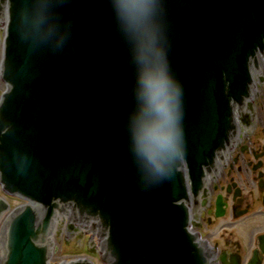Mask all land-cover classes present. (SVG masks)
Here are the masks:
<instances>
[{"label":"water","instance_id":"95a60500","mask_svg":"<svg viewBox=\"0 0 264 264\" xmlns=\"http://www.w3.org/2000/svg\"><path fill=\"white\" fill-rule=\"evenodd\" d=\"M144 2L0 0V185L26 201L0 198V264H50L64 214L105 264H212L188 191L236 134L264 0Z\"/></svg>","mask_w":264,"mask_h":264},{"label":"flooded vegetation","instance_id":"af4514ba","mask_svg":"<svg viewBox=\"0 0 264 264\" xmlns=\"http://www.w3.org/2000/svg\"><path fill=\"white\" fill-rule=\"evenodd\" d=\"M257 63L249 99L236 109L233 140L215 155L201 193L188 191V227L210 249L212 264H264V55Z\"/></svg>","mask_w":264,"mask_h":264},{"label":"rangeland","instance_id":"374dc122","mask_svg":"<svg viewBox=\"0 0 264 264\" xmlns=\"http://www.w3.org/2000/svg\"><path fill=\"white\" fill-rule=\"evenodd\" d=\"M4 22L0 24V61L3 54V36L5 33ZM1 64V63H0ZM264 69V66H263ZM6 89L5 82L0 74V94ZM0 198L8 201L10 209L14 208L22 203L23 200L12 197L4 192L0 186ZM67 223L57 222L53 231L51 239L52 245V258L50 264H59L61 262L76 260L77 258L85 257L90 258L93 264H104L101 260V254H99L98 246L95 244L92 237L85 230L77 229L76 233L66 237L65 230L67 229Z\"/></svg>","mask_w":264,"mask_h":264},{"label":"clouds","instance_id":"9594fccd","mask_svg":"<svg viewBox=\"0 0 264 264\" xmlns=\"http://www.w3.org/2000/svg\"><path fill=\"white\" fill-rule=\"evenodd\" d=\"M143 9V14H147V12L150 10V4L145 0L144 4L141 6ZM120 12L122 15H124V6L120 3Z\"/></svg>","mask_w":264,"mask_h":264},{"label":"bare ground","instance_id":"6f19581e","mask_svg":"<svg viewBox=\"0 0 264 264\" xmlns=\"http://www.w3.org/2000/svg\"><path fill=\"white\" fill-rule=\"evenodd\" d=\"M6 20H7V19H6V17H5V18H4V22H6Z\"/></svg>","mask_w":264,"mask_h":264},{"label":"snow or ice","instance_id":"6c2138e0","mask_svg":"<svg viewBox=\"0 0 264 264\" xmlns=\"http://www.w3.org/2000/svg\"><path fill=\"white\" fill-rule=\"evenodd\" d=\"M124 7H126V5H124L123 3H121Z\"/></svg>","mask_w":264,"mask_h":264}]
</instances>
